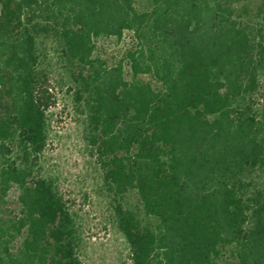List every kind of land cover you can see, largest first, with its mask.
<instances>
[{
    "label": "trees",
    "instance_id": "obj_1",
    "mask_svg": "<svg viewBox=\"0 0 264 264\" xmlns=\"http://www.w3.org/2000/svg\"><path fill=\"white\" fill-rule=\"evenodd\" d=\"M247 1L0 0V264H83L40 171L55 69L131 264H264V0Z\"/></svg>",
    "mask_w": 264,
    "mask_h": 264
},
{
    "label": "rangeland",
    "instance_id": "obj_2",
    "mask_svg": "<svg viewBox=\"0 0 264 264\" xmlns=\"http://www.w3.org/2000/svg\"><path fill=\"white\" fill-rule=\"evenodd\" d=\"M261 1L248 0L245 4L254 7ZM130 37V33L124 32L120 41L99 40L97 50L108 61L119 59L130 44ZM59 73L55 69L50 75L52 104L47 110L48 137L40 157V171L54 180L73 216L82 263L131 264L127 245L116 228L115 202L104 185L101 162L85 138L84 117L61 83ZM132 200L131 197L129 201Z\"/></svg>",
    "mask_w": 264,
    "mask_h": 264
}]
</instances>
